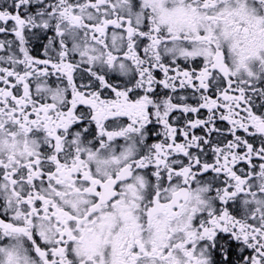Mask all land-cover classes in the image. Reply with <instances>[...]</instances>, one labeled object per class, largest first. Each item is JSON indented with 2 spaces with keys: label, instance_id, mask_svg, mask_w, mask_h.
Wrapping results in <instances>:
<instances>
[{
  "label": "snow or ice",
  "instance_id": "obj_1",
  "mask_svg": "<svg viewBox=\"0 0 264 264\" xmlns=\"http://www.w3.org/2000/svg\"><path fill=\"white\" fill-rule=\"evenodd\" d=\"M0 264H264V0H0Z\"/></svg>",
  "mask_w": 264,
  "mask_h": 264
}]
</instances>
